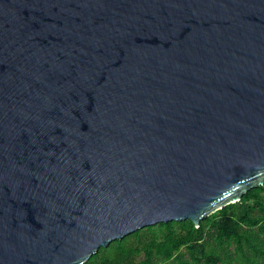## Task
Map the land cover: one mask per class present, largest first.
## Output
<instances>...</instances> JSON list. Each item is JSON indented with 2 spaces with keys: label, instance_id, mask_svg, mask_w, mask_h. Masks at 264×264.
Wrapping results in <instances>:
<instances>
[{
  "label": "water",
  "instance_id": "1",
  "mask_svg": "<svg viewBox=\"0 0 264 264\" xmlns=\"http://www.w3.org/2000/svg\"><path fill=\"white\" fill-rule=\"evenodd\" d=\"M264 185V0H0V264H86Z\"/></svg>",
  "mask_w": 264,
  "mask_h": 264
},
{
  "label": "trees",
  "instance_id": "2",
  "mask_svg": "<svg viewBox=\"0 0 264 264\" xmlns=\"http://www.w3.org/2000/svg\"><path fill=\"white\" fill-rule=\"evenodd\" d=\"M86 264H264V185L201 221L159 223L115 240Z\"/></svg>",
  "mask_w": 264,
  "mask_h": 264
}]
</instances>
